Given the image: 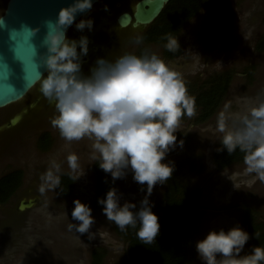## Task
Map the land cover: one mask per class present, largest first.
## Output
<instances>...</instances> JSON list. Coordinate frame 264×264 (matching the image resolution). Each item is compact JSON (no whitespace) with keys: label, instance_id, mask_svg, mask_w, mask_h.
I'll return each mask as SVG.
<instances>
[{"label":"rangeland","instance_id":"1","mask_svg":"<svg viewBox=\"0 0 264 264\" xmlns=\"http://www.w3.org/2000/svg\"><path fill=\"white\" fill-rule=\"evenodd\" d=\"M118 1L128 7L133 0ZM230 1L234 12L232 25L224 38L212 48L203 45L200 24L188 34L183 33L186 37L181 36L182 54L167 60L161 54L159 44L137 43V33L126 44L133 28L121 29L108 23L114 39L108 40L98 35L101 40L99 51L93 53L91 61L81 68L82 74L87 76L97 58L115 61L124 54L140 56L149 53L157 55L179 72L184 82H190L195 87L202 84L206 77L229 73L228 87L212 114L200 122H194L198 109L193 117L184 116L175 133L177 144L163 161L178 168L181 182L190 191L198 192L196 201L201 215L190 264H203L196 251V242L209 231L223 229L227 232L235 226L246 231L244 212L247 208L258 221L264 222V182L247 171L244 160L219 169L213 159L217 143L224 135L218 130L219 117H225L226 130H232L239 126L240 117L264 101V48L260 50L256 44L264 35V0ZM5 2L0 0V13ZM189 25L186 24L183 29ZM39 91L40 85L25 98ZM29 102V107H26L15 126L0 129V159L3 157L0 172L20 166L25 169L21 187H26L30 181H38L27 191L20 188L17 195L0 205V264H91V252L97 248L103 251L101 264H118L127 257L128 246L116 232L114 222L108 221L103 214V206L97 207L93 203L95 181L91 169L95 161L93 156H98L92 149L93 140L87 137L80 141L64 140L51 125V119L57 114L54 103L45 97L37 102L34 99ZM46 126L52 140L49 149L43 151L36 146V132L29 130ZM20 142L23 147L17 145ZM27 147L35 161L32 172H28L23 164L29 158L24 155L28 152ZM70 153L79 157L80 167L76 172L70 171L67 164L66 157ZM192 156L197 158V165L202 166L200 170L190 168L188 162ZM52 161L61 165V173L69 172L74 178V186L68 196L58 193L57 188L39 192L42 166L37 169L35 177L33 172L40 163H45V172ZM106 174L112 188L120 194V204L134 203L136 208L132 211H138L139 202L146 194V185L137 184L130 169L124 178L115 181L110 174ZM164 187L165 183L157 184L148 197L153 205L152 212ZM21 198L30 200L31 205L20 209ZM75 199L92 209L95 224L91 229V239L87 234L81 236L68 227L70 223H76L71 220Z\"/></svg>","mask_w":264,"mask_h":264},{"label":"clouds","instance_id":"2","mask_svg":"<svg viewBox=\"0 0 264 264\" xmlns=\"http://www.w3.org/2000/svg\"><path fill=\"white\" fill-rule=\"evenodd\" d=\"M91 8L92 0H73L60 8L54 22H43L45 32L40 46L46 52L41 55V63L47 75L41 80L40 91L55 105L57 114L51 125L64 140L80 141L86 137L93 140L92 149L98 154L93 159L99 160V167L113 181L124 178L130 169L133 180L146 185L138 211H132L136 208L134 203L121 205L115 188H110L97 203L103 206L107 220L121 231L139 225L138 239L143 244H152L160 225L148 197L157 184L166 183L173 174V165L163 161L177 144L175 133L181 119L196 114L195 100L188 94L180 73L155 54H124L115 61L97 58L90 74L83 75L81 62L88 54V37L69 39L66 33L74 23L78 31L85 28L91 31V19L75 22L77 14ZM21 31L35 53L31 41L40 28L22 25ZM166 39L169 51L179 48L176 38ZM140 42L141 38H137V43ZM218 130L224 133L223 148L229 154L237 148L244 152L247 171L264 182V101L240 117L239 126L232 130H226L225 117H219ZM66 160L70 171L79 169V157L75 153H70ZM60 174L61 165L52 161L41 174L39 192L59 188ZM73 204L71 220L76 223H70L69 229L91 239L95 224L92 209L79 199ZM249 239V234L239 226L227 232L209 231L196 242V251L203 264H262L264 247L253 246L250 253L240 255Z\"/></svg>","mask_w":264,"mask_h":264},{"label":"trees","instance_id":"3","mask_svg":"<svg viewBox=\"0 0 264 264\" xmlns=\"http://www.w3.org/2000/svg\"><path fill=\"white\" fill-rule=\"evenodd\" d=\"M205 7L207 16L203 27L205 42L212 45L218 38L223 36L232 17V9L229 0H169L155 20L149 25L144 33L145 40L157 42L163 47L166 58L179 55L181 48L169 51L166 37H173L178 29L193 16L199 9ZM257 48H264V35L258 41ZM230 80L228 72L216 74L205 78L202 84L195 87L190 82H185L188 94L195 100V108L199 110L194 122L204 121L212 114L216 105L225 93ZM41 149H46L50 143V135L45 132L40 137ZM223 136L220 138L213 159L217 168L222 169L232 162L244 160L245 153L237 148L231 154L221 145ZM194 171L202 166L197 165V158L192 156L188 162ZM173 174L165 183L160 198L154 206L153 213L157 215L160 225L159 234L152 244H143L136 235V228L128 227L121 231L114 223L116 232L122 237L128 246L127 257L118 264H190L193 254L194 239L198 233L200 220L199 207L197 205V191H190L178 178L179 169L173 166ZM191 169V170H192ZM94 175L95 206L98 198L103 199L107 191L112 188L107 174L99 167V160L92 165ZM22 180V170L16 169L3 174L0 177V202H7L9 197L19 187ZM60 186L58 193L68 196L74 186V178L69 172L60 174ZM252 214L246 212L245 219L250 239L245 244L241 256L251 252L253 246L264 247V223L256 222ZM255 234L258 237L255 238ZM91 264H101L103 251L99 248L91 252ZM264 264V262H262Z\"/></svg>","mask_w":264,"mask_h":264},{"label":"water","instance_id":"4","mask_svg":"<svg viewBox=\"0 0 264 264\" xmlns=\"http://www.w3.org/2000/svg\"><path fill=\"white\" fill-rule=\"evenodd\" d=\"M99 1L92 0V8ZM72 2L73 0H6L0 13V108L23 99L47 75L41 63V55L46 52L40 46L45 32L43 22H54L60 8L67 7ZM168 2L169 0H133L128 7L119 3L120 5L112 8L118 13L114 17L110 15L113 18L108 20L121 28L144 26L155 20ZM91 10L77 14L75 22ZM22 25L40 28L31 41L36 47L35 53L26 42V34L21 31ZM14 121L15 119L12 123ZM30 205L29 200L27 204L23 202L20 208Z\"/></svg>","mask_w":264,"mask_h":264},{"label":"flooded vegetation","instance_id":"5","mask_svg":"<svg viewBox=\"0 0 264 264\" xmlns=\"http://www.w3.org/2000/svg\"><path fill=\"white\" fill-rule=\"evenodd\" d=\"M229 2H230V5H231V9H232V17H231V20H230V22H229V25H228V27L226 28V31L228 30V29H230V27H231V25H232V18H233V14H234V12H233V7H232V4H231V1L229 0ZM115 3V4H114ZM120 2L118 1L117 2V0H100L99 2H97L94 6H93V8H92V10L88 13V14H86V15H84L83 17H81L76 23H78L81 19H84V20H88V19H91L92 21H93V27H92V29H91V31H89L87 28H85L82 32L81 31H78L77 29H76V27H75V24L70 28V30H69V32H67L68 34H67V37L70 39L72 36H74L75 37V39H79L82 35L83 36H87L88 37V40H89V44H88V57L87 56H84V57H82V66H84L87 62H90L91 61V59H92V56H93V53H95V52H98L99 51V49H100V41L101 40H99L98 39V35H101V37H103V38H107L108 40H112V39H114V37H115V35L113 34V32H111L110 30H109V25L110 24H108V23H110L109 22V20L108 19H111V18H113L114 17V15L115 14H117L118 12H116V11H114V9H112V8H114V7H117L116 5L117 4H119ZM120 5V4H119ZM118 5V6H119ZM110 15H112L113 17H110ZM206 16H207V9L205 8V7H202L201 9H199L193 16L191 15V17L190 18H188V20L180 27V29H178V32L176 33V34H174V36L172 37V38H176V40H177V42H178V44L180 45V48H181V52H179L180 54L179 55H177L176 57H179L181 54H182V52H183V47H182V45H181V43H180V41H181V36H184V34L183 33H186V34H188L190 31H193L194 29H197L198 28V26L200 25V24H202V27H201V38H202V42H203V45H205L207 48H212V47H214L217 43H218V41L219 40H222L223 38H224V36H225V33H226V31H225V33L223 34V36H221L220 38H218L212 45H209L208 46V44L205 42V39H204V35H202L203 34V27H204V23H205V18H206ZM154 21V20H153ZM152 21V22H153ZM151 22V23H152ZM150 23V24H151ZM190 24L189 26H188V28L186 29V27L183 29V27L186 25V24ZM114 27L116 26V28H121V27H119V25L118 24H116V23H111ZM150 24H147V25H144V26H138V27H136V28H133V27H127V28H133V30H131L132 31V34L129 36V38L126 40V44L130 41V39H132L134 36H133V34L134 33H137L138 35H137V37L138 38H141V42L143 43V44H159V43H157V42H153V41H148V40H145V38H144V33H145V31L148 29V27H149V25ZM121 29H125V28H121ZM228 33V32H227ZM184 37H186V36H184ZM183 37V38H184ZM182 38V39H183ZM257 44V43H256ZM160 45V44H159ZM161 47H162V45H160ZM78 51H79V49H78ZM162 53H163V47H162ZM161 53V54H162ZM163 57L165 58V59H167V60H172V59H175L176 57H173V58H166L165 56H164V54H163ZM207 78V77H206ZM42 80V79H41ZM41 80L34 86V88L31 90V91H34L37 87H39V85H40V83H41ZM30 91V92H31ZM29 92V93H30ZM40 92L41 91H39V92H37V93H35L33 96H31V97H29V98H23V99H21V100H19V101H17V102H15V103H12V104H9V105H7V106H4V107H1L0 109H1V111H0V129H3V128H9V127H12V126H15L19 121H20V119L22 118V116H23V114H24V111H25V109H26V107H29V104H30V102L28 103V101H30L31 99H34V101H40V100H42V97H44L43 96V94H40ZM28 93V94H29ZM25 107H24V106ZM18 117V118H17ZM13 119H15V121H14V123H12V120ZM48 126H46V127H41V128H38V129H32V130H29L30 132H32V131H34V132H36V134H35V142H36V146L38 147V149H40V150H43V151H45V150H47V149H49L48 147H50L51 146V140H52V138H51V134L49 133V131H48V128H47ZM28 132V131H27ZM45 132H48L49 133V135H50V143H49V146L48 147H46V149H41L40 148V142H41V140H40V136L42 135V134H44ZM25 134V133H24ZM20 144H21V142L20 143H18L17 145H19L20 146ZM20 147H23V144L20 146ZM28 148V147H27ZM31 151H29V148H28V152L26 151L25 153H24V155H27L29 158H26L25 159V162L23 163L24 164V166L26 167V169H27V171L28 172H32V167H33V162H35L34 161V159L33 158H31V156H32V154L30 153ZM8 156V155H7ZM4 157H6V156H4ZM3 158V157H2ZM1 158V159H2ZM0 159V160H1ZM40 166H42L41 168H43V173H44V170H45V163H40V164H38L37 165V168L35 169V172H33L34 173V177H35V174H36V171H37V169L40 167ZM16 169H20V170H22V180H21V184L19 185V187L14 191V193L9 197V199L11 198V197H13V196H15V195H17V192L20 190V188H22V190L23 191H27L28 189H29V187L32 185V184H37L38 183V181H36V180H33L32 182L30 181V183H28L27 185H26V187H21L22 186V184H23V177H24V175H25V169L23 168V167H20V166H17V167H14V168H11V169H8V170H6V171H4V172H0V177L3 175V174H5V173H7V172H10V171H12V170H16ZM25 198H21V200H20V204H19V206L18 207H20L22 204H23V202H24V204H27L28 203V201L25 199ZM23 201V202H22ZM4 204V202H0V205H3ZM21 209V208H20ZM17 210H19V208L17 209ZM247 211H245L244 212V214H246V212H248V211H250V210H248V208L246 209ZM250 213V212H249ZM252 216V218L253 219H255V221L256 222H260V221H258L257 220V218H255L254 217V215L252 214L251 215ZM244 218H245V216H244ZM245 223H246V219H245ZM264 223V222H263ZM246 232H248V230H247V223H246Z\"/></svg>","mask_w":264,"mask_h":264}]
</instances>
